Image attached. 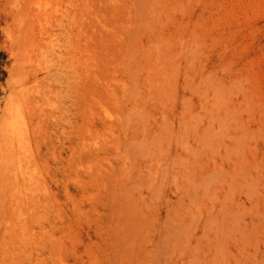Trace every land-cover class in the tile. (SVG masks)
Returning a JSON list of instances; mask_svg holds the SVG:
<instances>
[{"label":"rangeland","instance_id":"rangeland-1","mask_svg":"<svg viewBox=\"0 0 264 264\" xmlns=\"http://www.w3.org/2000/svg\"><path fill=\"white\" fill-rule=\"evenodd\" d=\"M0 264H264V0H0Z\"/></svg>","mask_w":264,"mask_h":264}]
</instances>
